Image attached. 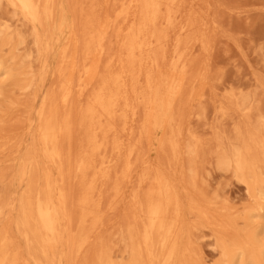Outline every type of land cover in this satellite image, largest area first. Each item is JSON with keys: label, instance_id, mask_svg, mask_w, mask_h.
Masks as SVG:
<instances>
[{"label": "bare ground", "instance_id": "6f19581e", "mask_svg": "<svg viewBox=\"0 0 264 264\" xmlns=\"http://www.w3.org/2000/svg\"><path fill=\"white\" fill-rule=\"evenodd\" d=\"M188 2L0 0L10 11L0 15V40L26 47L14 29L23 22L39 61L37 74L31 63L15 73L36 106L9 134L0 126V264H203L195 255L202 228L215 236L217 264H264V226L239 229L227 212L219 221L213 202L186 195L178 178L182 112L196 97L187 56L206 44ZM4 63L0 55V75L11 74ZM263 128L217 154L257 202L243 217L250 223L264 219ZM152 151L171 167L153 163ZM187 152L197 155V145ZM123 205L128 260L116 262L102 229Z\"/></svg>", "mask_w": 264, "mask_h": 264}, {"label": "rangeland", "instance_id": "374dc122", "mask_svg": "<svg viewBox=\"0 0 264 264\" xmlns=\"http://www.w3.org/2000/svg\"><path fill=\"white\" fill-rule=\"evenodd\" d=\"M188 4L190 12L200 21L206 44L196 43L187 56L191 62L188 85L194 87L196 97L182 112L180 169L183 173L178 178L186 188V195L194 198L204 195L213 202L211 211L219 221L221 214L227 212L236 218L239 229L249 225L262 228L263 218L255 217L251 223L245 222L243 217L257 202L232 169L218 167L217 154L221 149L230 150L241 136L246 137L264 121V0H189ZM0 15H10L6 6L0 8ZM14 29L26 37L28 45L15 49L0 40L4 68H13L11 74L2 72L0 75V126L8 134L25 122L30 109L32 111L37 104L35 92L21 90L17 85L16 69L19 70L21 64L31 63L35 73L39 72L30 27L16 21ZM30 51L32 57L28 58ZM53 80L54 77H50L47 86L36 90L37 99L42 90L51 89ZM194 144L197 145V155L187 152V146ZM150 155L153 163L167 169L171 167L167 154L152 151ZM6 165L5 168H9ZM191 167L197 170L194 180L190 175ZM147 187L145 185L142 192ZM125 208L123 205L109 210L106 226L102 229L116 262L128 260L126 243L119 236ZM189 219L196 220L194 215ZM202 230H205L204 234ZM195 234L196 257L203 264H217L221 254L210 229L202 228ZM263 238L260 234L259 239Z\"/></svg>", "mask_w": 264, "mask_h": 264}]
</instances>
